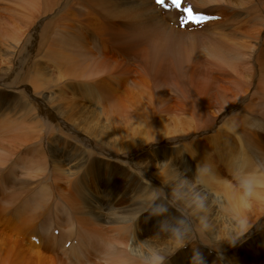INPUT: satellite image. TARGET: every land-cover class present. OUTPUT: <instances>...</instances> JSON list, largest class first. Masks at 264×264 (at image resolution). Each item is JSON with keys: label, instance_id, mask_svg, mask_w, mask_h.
Segmentation results:
<instances>
[{"label": "bare ground", "instance_id": "1", "mask_svg": "<svg viewBox=\"0 0 264 264\" xmlns=\"http://www.w3.org/2000/svg\"><path fill=\"white\" fill-rule=\"evenodd\" d=\"M14 1H10L11 6L23 10L21 16L16 18L25 21L21 26L25 32L28 30L30 33L24 37L21 26L18 27V46L11 60L6 63L7 67H0V77L7 76L6 72L13 77L20 66L18 60H29L32 51L45 43L49 61L60 68L58 80L67 82L71 89H79L77 92L73 91V95L86 102L82 104V109L85 110L83 116L93 110L88 104L94 107L93 111H99L92 101L99 103L102 97L104 105H112L114 115L110 113V108L107 111L112 117L118 119L121 118L118 115L122 114L111 103L113 91L110 87H106V97L101 94L100 83L114 80L109 76L110 73L107 74L110 71L106 61L97 56L99 38L92 28L95 21L100 28L99 35L110 43L124 40H130L127 41L129 43H145L150 49L149 59L152 63H161L160 66L167 69L159 70L161 75L162 72L166 75L174 71L182 79L184 74L192 73L193 78L204 76L208 84L215 85L218 77L212 76L213 68L221 71L220 75L226 84L232 87L231 97L218 99L217 103L223 106L218 118H212L213 121L208 124L204 122V126H201L204 120H200L197 131L194 130L195 124L175 116L179 127L171 138L138 142L124 148L107 140L104 130L90 128L82 120L66 118L65 113L63 116L60 112L61 105L55 104L59 109L54 110V106L47 105L45 95L33 96L29 88L23 86L22 92L29 94L23 100L24 109L32 114V119L36 122L33 127H23L19 120L25 114L17 107L11 108L7 114L0 113L4 116L3 119L21 114L17 121H0V138L5 142L0 143V173L5 174L3 172L6 171L14 180L10 184L5 183V179L9 177L0 180V223L8 225L16 239L18 236L28 235L31 236L29 240L39 242L35 246L38 250L53 255V263L50 264H103L105 245L118 230L116 221L127 220L143 211V204L150 199L148 188L160 189L166 196L170 192L171 189L163 185L159 176L161 164L172 161V166L189 180L194 178L197 164L205 158L212 159L217 167L227 168L236 150L231 149L229 144L218 143L220 130L217 133L215 130L234 111L239 109L240 116L249 128L264 129V123L257 120L259 115L264 117V0H187L195 12L219 15L218 20L221 19V22L205 23L200 31L197 29L185 34L187 37L181 31L169 27V22L178 24L181 14L174 9L165 11L155 5L153 0ZM12 33L13 31L9 34ZM131 87L135 88L134 85ZM158 87L163 92H157V99L145 90L139 92L137 89L135 95L163 103L165 85L159 83ZM233 99L236 103L228 106ZM186 101L185 99V103ZM132 104L136 112L141 114L139 102L135 100ZM122 111L124 112L123 109ZM126 115L121 119L133 121L143 131L149 128L148 122L140 117ZM200 138L216 140L209 139L210 155L197 148L196 143ZM188 146L197 154L192 153L195 158L185 154L188 159L184 157L185 161L190 163L187 171L181 166L186 162L180 163L183 162L180 156L174 159L171 157L179 149L185 150ZM239 148L240 151L258 150L263 154L258 145ZM21 149L22 155H19ZM164 154H168V157ZM110 173L114 176L112 182L119 183L120 190H116V195L110 192L111 186L107 185ZM124 200L126 203L122 204ZM57 202L66 203L72 210L75 208L82 230L76 245L75 241H64L67 235H63L62 229L58 228L61 232L55 236V224L51 223L49 227L46 218H41L52 206L56 207ZM168 214L178 216L172 208L168 209ZM162 219L158 221L157 217L143 213L137 221H143V224L135 225L137 239L144 241L153 237L159 231ZM215 219L218 228L238 230L244 235L234 246L222 242L216 249L205 247L197 240L196 245L205 264H264V207L255 206L242 223H234L231 217L219 214ZM30 251L29 248L25 252L19 251L26 255L22 260L15 253L4 252L0 248V264H41L42 255L28 256ZM191 255L192 247L189 245L171 256L168 264H190Z\"/></svg>", "mask_w": 264, "mask_h": 264}, {"label": "rangeland", "instance_id": "2", "mask_svg": "<svg viewBox=\"0 0 264 264\" xmlns=\"http://www.w3.org/2000/svg\"><path fill=\"white\" fill-rule=\"evenodd\" d=\"M10 1L12 0H0V67L4 69L7 67L6 63H8L9 60H11L13 54L15 53V48L18 46L17 45L18 27H20L23 24V22H25L18 20L16 18L21 16L23 10L11 6L12 4ZM18 1H23V0H18ZM13 2L15 1L13 0ZM205 14H209V13H205ZM164 19L167 20L166 18ZM1 21L3 24L1 23ZM215 22H221V19L220 20L217 19L215 20ZM97 24L98 23L95 21L92 27L94 31L97 33L95 34L99 38L98 39L99 51L97 52V56H99L101 60L106 61L110 71L107 72V74L110 73L109 76H112L114 80L113 82L106 80V81H102L100 85L98 84L102 91L101 94L105 95L106 97L108 94L106 92V87L107 88L110 87V89L113 91L111 97L112 95L114 97V98L113 97L110 98L111 103L113 104L115 109L118 108L117 109L119 110L118 112L122 113L121 115L118 116L122 118L127 114L133 117H140L142 120L148 122L149 124V128L148 129L145 128L146 131H143L142 128L133 121L127 119H121V118L116 119V117L115 118L112 117L107 111L109 108H110L109 111L111 110L110 112L111 114H113L115 111L111 109L112 105L110 107L104 105V103L102 102L104 100L103 97L99 99V103H97L95 100L92 101V103L96 104V107L98 108L99 111H93L95 110L94 107L91 104L88 105L86 104L88 107L90 105L89 108H92L93 110L88 111V113H86L83 116L85 110L82 109L83 108L82 104L86 102L83 99H80L79 97L73 95V91L77 92V90L79 91V89H76V87H73V89H71L70 85L67 82H65L64 80L61 81L58 80L57 74L60 68L53 65L49 61L46 50L47 45L45 43H43L41 47L37 46L36 49L32 51V53L29 56V60L27 61L18 60L20 61V66H19L20 69L18 68V70L13 74V77L8 75L9 74L8 72H6L7 76H4L2 78L0 77V111H1L0 113L4 115L7 114L11 108H16V107L20 108L22 109V113L25 114V116L21 120H19L21 114H18L17 116L13 115L12 117L11 115H9L11 119L16 121L17 120L22 121V126L25 128L34 126V122L36 121L32 119V114H28L27 109H24L23 100L29 97L28 93L22 92V87L25 86L29 88L31 95L33 96L36 94L45 95V97L47 98L46 101L47 105L49 107L54 106L52 109L54 110H56V108L59 109V107L56 105L59 106L61 105L62 107L60 108L61 109L60 112L63 116L65 113L66 118L72 120H78V121L82 120L90 128H95L98 131L104 130L107 140L113 142L116 145H119L118 147H124V148L126 146L136 145V143L138 142H144V141L152 142V141H157L163 137L171 138L172 136H174L173 133L177 130V127H179V124L177 123L175 116L180 119L184 118V120L191 122L190 124L193 125L195 124L196 127L194 128V130L196 131L197 129H199L202 120L204 121L201 126H204L205 123L208 124V122H212L213 121V120L211 121L212 118L214 120L218 118L219 113L222 111L223 108V106L217 103L218 99L221 97H231V92H232V87L226 84L225 79L223 78V76H221L222 75L221 71L220 73L219 70L217 69H213V68L211 69L213 70L212 76L214 78L218 77L216 79L217 81L215 85L208 84V82L204 80L205 78L204 76L193 78L192 73H189V75L188 73L186 75L184 74L182 79L174 71H172L171 73L168 72L166 75L165 73L162 72L161 75L158 73V71L159 70L167 71V69L160 66L161 63L159 64L152 63V61L149 59V54H151L150 49L146 47L147 45L145 43H143L142 41L138 43H135V41H131L130 43L127 42L130 40L120 41L119 43H113V42L110 43L107 40H104L103 36L99 35L101 34V32ZM8 25H10L11 27H7ZM169 27L175 31L177 30L181 31L184 37H187L186 36L187 34H190L191 32H194L197 29L200 31L201 28V27L194 28L191 30L189 28L181 29L179 27V22L178 24H175V22H169ZM20 28H22L21 30L23 31L22 33L24 37L28 36L30 32H28V30L25 32V29L22 26ZM6 30L8 31L6 32ZM12 31L13 33L9 34ZM84 34L86 35V33ZM23 35L22 38H24ZM100 41L102 43H100ZM183 45L186 46V44ZM197 47H199V51H200V46L198 45ZM192 57H194V55ZM159 83L165 85L164 88L165 101L163 103L159 101L157 102L152 100H146L137 97L135 95L137 89H139V92H143L145 90L153 98L157 99V97L159 96V93L157 94V92H159V90L160 92H163L162 89L158 87ZM131 85H134L135 88H132ZM190 98H192L194 102ZM185 99L191 102L190 104L192 105H190L187 101L185 103ZM135 100L139 102V107L142 110L141 114H139L140 112L139 113L136 112L134 108L135 106H133L132 104V102H134ZM235 103L236 100L233 99V101L229 103L228 106L234 105ZM122 109L124 110L125 113L122 111ZM82 110L84 111L82 112ZM12 113L15 112H9V114ZM199 113L201 114L200 116H198ZM236 113L239 114V109L234 111L230 116L227 117V119L223 120L221 124L219 123L220 125H217V129L215 130L216 133L218 130H220L218 131L220 132V136H219L220 140L217 139V142L218 143L223 142L229 144V147L231 149H234V151L236 150V153L241 152L239 147L243 148L245 146L258 145L259 148H262V152L264 154V129L259 130V129L249 128V125L244 120V118H242L240 114L238 115ZM1 114H0V121H2V119L4 118V116H2ZM70 114H72L71 117L69 116ZM259 116L257 117L258 118L257 120L259 122L261 120L260 123L263 124L264 117L262 116L263 117L262 118ZM11 119H3V120H11ZM229 126H237L239 130V134L238 135L228 134L225 129H227ZM209 139L216 142L214 138L212 139L200 138L196 143L198 146L197 148L203 149V151L208 155L211 154V149L208 148V142L210 141ZM0 143L4 144L5 143L4 139L0 138ZM184 145H187V143H185ZM181 149L182 150L179 149L177 151L178 154H176L177 153L176 152L175 154L172 155L173 157L171 158L174 159L177 156H180L183 160V162L180 161V163H185L186 162L184 159L185 154L187 155L189 154L183 151L190 152L191 154L193 152L191 151L192 149L190 150V146H188V148L185 150L184 148ZM21 151L22 149L20 150V152ZM19 155H22V152ZM164 155L168 157V154H164ZM185 158L186 160H188L187 157ZM189 165L190 163L188 162H186L185 164H181V166H184L183 168L187 171L190 168ZM217 168L221 175L228 174L226 168L222 166ZM3 173L5 174L0 175L1 181L8 177H9L8 179H5L6 184H10L14 181L12 178H10L12 177L11 175H7L6 171H4ZM110 175L111 173L107 177V182H108L107 185L111 186L110 192L114 193L113 195H116V190H120L118 188L119 183L117 181L116 183L112 182V178L114 176L113 175L110 176ZM0 192L2 191L0 190ZM124 203H126V200H124L122 204ZM57 204L58 205H56V207L55 205L52 206L51 209L47 211L46 214L44 213L45 215L43 214L44 216L42 215L43 217L41 216V218L43 220L46 218L49 227L55 224L54 228L56 231L53 232L55 236L56 235L58 236L61 232V230L59 229H62L63 235L64 236L67 235L64 241H69V240L75 241V245H76L77 240L79 239V232H81L82 230L79 220L78 218H76L77 215L75 214L74 211L75 208L71 205L72 208H74L72 210L69 205H67L66 203L63 204L62 202H57ZM70 209L72 210V213ZM64 210H66L67 212H65ZM48 213L51 216L48 215ZM63 215L65 217H63ZM159 219L160 218H158V221ZM68 221L69 223L72 224H69ZM0 224L2 225V226L0 225V240H1L0 248L4 249V252L11 251V253H15V256H17L18 259L22 258L23 260L24 258H26V255L25 253L22 254L21 252L19 253V251L24 250L25 252L26 248H29L31 249V251L28 256L34 254L42 255L41 264L53 263L51 259L53 255L50 253L48 254L47 251L43 252L41 249L38 250L36 247L39 245V242H36L33 239L29 240V237L31 236L28 235H25L23 237L18 236L16 239L15 236L13 235V230L11 228H8V225H5L3 223ZM136 224L142 225L143 221L137 222ZM3 225L5 226L3 227ZM224 226H226V224H224ZM56 232L57 234H55ZM16 244L18 245V247ZM33 262L35 263V260Z\"/></svg>", "mask_w": 264, "mask_h": 264}, {"label": "clouds", "instance_id": "3", "mask_svg": "<svg viewBox=\"0 0 264 264\" xmlns=\"http://www.w3.org/2000/svg\"><path fill=\"white\" fill-rule=\"evenodd\" d=\"M225 130L230 135L239 134L237 126ZM226 171L227 175H221L216 163L205 158L189 180L172 166V161L161 164L159 176L163 185L171 189L170 193L166 196L160 189L148 188L150 199L143 204V211L116 221L118 230L105 245L103 264H168L171 256L189 245L190 264H205L197 240L212 249L222 242L234 246L244 233L218 228L215 218L218 214L225 215L234 223H242L255 206L264 207V154L258 150L238 152ZM169 208L175 209L178 216H169ZM145 212L163 219L153 237L139 241L135 225Z\"/></svg>", "mask_w": 264, "mask_h": 264}, {"label": "snow or ice", "instance_id": "4", "mask_svg": "<svg viewBox=\"0 0 264 264\" xmlns=\"http://www.w3.org/2000/svg\"><path fill=\"white\" fill-rule=\"evenodd\" d=\"M157 4H159L162 8L165 9H176L181 13H185L186 15L181 17V24L186 25L189 23L195 24H203L211 19H216V17H210L204 14H195L191 7L184 6L182 7L183 0H156Z\"/></svg>", "mask_w": 264, "mask_h": 264}]
</instances>
